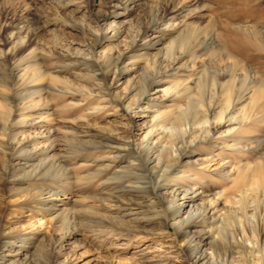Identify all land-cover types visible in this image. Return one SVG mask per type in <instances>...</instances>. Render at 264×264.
<instances>
[{
	"label": "rangeland",
	"instance_id": "obj_1",
	"mask_svg": "<svg viewBox=\"0 0 264 264\" xmlns=\"http://www.w3.org/2000/svg\"><path fill=\"white\" fill-rule=\"evenodd\" d=\"M233 64L234 74L246 70L249 80L241 90L236 79L241 99L228 105L222 86L232 82ZM254 91L259 101L252 103ZM1 111L9 113L7 122L0 117V239L11 237L15 259L191 264L160 199L173 190L180 204L189 188L188 206L200 208L209 224H226L245 245L209 236L207 227L192 230L200 232L201 249L213 252V264L263 263L264 196L257 207L248 197L242 210L241 193L228 188L238 169L249 175L264 155V0H0ZM104 138L136 154L145 144L165 145L179 163L162 179L145 164L147 187L156 188L151 199L125 185L103 188L99 183H111L106 179L133 160L117 159L94 178L109 164L100 159L107 151L95 148ZM24 147L28 153L14 160ZM182 170L185 181L172 182ZM37 188L42 204L33 206ZM111 192L139 205L129 212L96 201ZM105 214L115 220H100ZM0 257L12 261L14 253L5 247Z\"/></svg>",
	"mask_w": 264,
	"mask_h": 264
},
{
	"label": "bare ground",
	"instance_id": "obj_2",
	"mask_svg": "<svg viewBox=\"0 0 264 264\" xmlns=\"http://www.w3.org/2000/svg\"><path fill=\"white\" fill-rule=\"evenodd\" d=\"M240 43L243 44V42H240ZM234 66L235 65L233 64V67H232L231 72H230L231 73L230 75L233 76L232 82H230L232 84H230V83L229 84H224L223 83V86H222L223 93H225L224 101L228 105H232L234 100L240 101V99H241V97H240L241 93H235L234 92L236 79L240 81V83H239L240 87L239 88L241 90H243L242 88L245 87V85L247 83V80H249L248 76H247L248 72L246 70L244 71L245 75L242 76V77H238L237 75H235L234 74ZM33 67H32V71H33V73H35L37 69H36V66H35V68H33ZM254 82H255L254 80L250 81L251 84L254 83ZM214 86L215 87L217 86V80L216 79L214 80ZM231 87H232V89H231ZM233 87H234V89H233ZM145 92H146V90H142L141 91V93H142L141 96ZM257 92L258 91H254L253 92V96L251 98V102L252 103H253L254 100H256L257 102L259 101L258 98H257L259 96ZM210 97H211L210 101H214L215 100V96H210ZM189 102H190V109H192V106L194 104L193 103L194 102L193 98L190 97ZM195 103H196L195 106L199 105L201 107H205V105L203 104V102L201 100L195 99ZM131 107H132V104H129V108L130 109H131ZM226 107H227V110H229L228 106H226ZM224 109H225V107H224ZM3 110H5V109H3ZM207 110H205V111H207ZM6 112L7 111H4V112L1 111L0 112V117H1L2 120H4V122H7V120H8V113L9 112L8 113H6ZM184 116H185V111H184L183 108H181L179 116H177V117L182 119ZM222 120H224V118ZM224 122H227V121L224 120ZM224 125H225V123L222 126H224ZM5 127L6 126L4 125L3 126V130L5 129ZM218 127H221V125H219ZM76 141H78V140H76ZM54 143H55L54 139L50 140L49 146L46 149L47 153L54 149V147H55ZM77 143H80V142H77ZM97 146H95L96 149L106 150L107 151V152H105V155H103V157H100V159L108 160L109 164H107L105 166V168L102 169L101 171H99V170L97 171L96 170L94 172L95 173L94 174V178H98L107 169L111 168V164H114L117 159L124 160L126 158H131V159H133V160H131L132 161L131 163L136 162V164H134V166H132V164L129 163V164H127V166L125 165V167H120L118 169V171L116 170L115 172H113L112 176L109 179H106L107 182H111V183H108V184H106V183L105 184H103V183L100 184L99 183V185L102 186L103 188L104 187L110 188V187L114 186L113 188L115 190H117L119 186L121 187V186L125 185L123 187L124 190L131 189L133 191H136L137 193L144 194L146 197H150L149 199H151L152 197L155 196L156 188L147 187L148 184L150 185V179H149V176H147V172H146V169H145V164L146 165L149 164V163L153 164L151 166V169L153 171L159 169V172H161V174H160V176H158V179L159 178L162 179L167 173L172 172L174 170V168L176 167V164L179 163V160H176V159H173L172 157H170L169 154H171V152L167 148V146H165V145H163L162 147L157 146L156 148H153L149 144H145V145H143V148L139 150V154H136V152L131 148V146L116 145L115 141H113V140H111L109 138L108 139L104 138V141H101V143H99V145H97ZM27 149H28L27 147L20 148V149H18L17 153H19V152L28 153ZM19 155H20V153L17 154V156H16L17 158H15L14 160H16V159L18 160L19 159ZM30 156H31V154H29L28 156L26 155L24 157H30ZM164 157H165V160H163ZM163 164H164V169L162 171H160V169L162 168ZM252 165L253 166L250 167V169H249V175L245 174V172H243L244 169L243 170L238 169L237 175L232 181L233 182L232 187L230 189L228 188V190H229L228 192H230V193L233 192V191L234 192L237 191V192L241 193L240 195H242V196H240V199L238 200V202H239V205H240V209H242V210H246L247 209V199H248V197L252 198V200L255 202V206L257 207V206H259V203H258L259 202L258 201L259 200L258 199L259 195H263L264 196V155L259 157L258 160L256 162H254ZM138 169L142 170L145 173V176H142V178H141L138 175ZM185 174H186V171L182 170L180 175L176 176V178L173 179L172 182H175L176 180L183 181L185 179V177H186ZM156 176L157 175L155 174V177ZM57 178H58V176H54L52 178V180H56ZM139 179L140 180L141 179L142 180L146 179L148 182L147 183H143L141 185H138L137 184V180H139ZM117 183H118V185H116ZM160 188H162V187H160ZM163 188H165V190L168 189V187H163ZM182 188L183 187L181 186V189ZM36 190H38V191H36L35 194L32 193V195L30 197L32 199L30 204H32L33 206L36 205L37 203L38 204H40V203L42 204V201H38L36 199L43 194V190L41 188H37ZM189 191H191V189L185 188V190H183V192H181V195H180L181 199L180 200H182V202L180 204H177V205H174V204L176 202H178V195H175L173 190H171L170 193H172V195H170L169 198L164 196V197H160V199H162L166 203V206H167L168 213H167V211H166V213L168 215L165 213L164 216L167 217V219H169L171 221L172 227L176 230L177 234L183 239L185 247H186L185 251H186V253L188 255V258L191 261V264H213L212 260H213V257H214L213 252L207 253L206 252L207 250H202L201 249V245L202 244L204 245V242L202 240H198V239L195 238L196 237L195 235H197L200 232H196L195 233V232H192V230H196V229L198 230L200 228L199 231H202L203 228L207 227L208 228V230H207L208 232L207 233H208L209 236L210 235L221 236L223 238V241L226 240V242L230 243L231 246L239 247V248H245V245L242 242H238L235 239L234 232H233L234 230L233 229H231L228 226H225L226 224L223 225V230H222L221 227H217L215 223H210L209 224L207 222V220H206V217L204 215L200 214V212H201L200 208L199 209L198 208L193 209L191 206H188L190 204V202L194 198V197H191L189 195L190 194ZM51 195L53 196V194H51ZM238 195H239V193H238ZM113 199H116V200H113ZM25 200H27V199L25 198ZM96 201L98 203L102 204V205H103L104 202H114L115 203L114 206L117 209H121V210L123 209V210L129 211V212L132 211L131 207L133 205H135V206L139 205V203H136V202H130L128 204H122L120 202V200H119V197L114 195L112 192L107 194V195H103L101 198L96 199ZM115 201H117V202H115ZM117 203H119V204H117ZM151 205L154 206L155 204L152 203ZM101 207H104V206H101ZM154 207H156V206H154ZM186 207H188V211L186 213H184V215H182V212L184 211V209ZM98 210H99V208H98ZM261 210L264 211V203H262ZM161 214H162V212H158L157 213V215H161ZM56 219H53L54 222L56 221ZM111 219H112L111 216L110 215L108 216L106 214L104 216L102 215L100 217V220H106V221H110V222L115 220V219H112V220ZM118 220H121V218H119ZM213 222H214V220H213ZM101 223H103V222H101ZM65 225H67V224H65ZM41 226H43V224H40V227ZM64 229L66 230L65 236L67 234H70V232L67 231L68 229H66L65 226L62 227V230H64ZM23 237H25V238H23ZM23 237H22L23 238L22 240H26L27 239L26 238L27 236H23ZM43 241H44V238L39 242V244H41V242H43ZM13 244L14 243L11 242V237L8 234L7 235L6 234L3 235V237L0 239V250L2 248L8 247V248H10V252L14 253V257L11 258V259H13L12 261H10V259H6L4 257H0V264H31L28 260L26 261L25 259L20 260V261L18 259H15L17 254L15 255L16 248L14 250L12 249L14 247ZM48 256H50V253H48ZM57 262H58L57 259L53 261L54 264H59ZM262 264H264V260H263Z\"/></svg>",
	"mask_w": 264,
	"mask_h": 264
}]
</instances>
